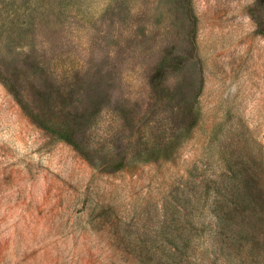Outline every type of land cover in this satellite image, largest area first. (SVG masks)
<instances>
[{"label": "rangeland", "instance_id": "rangeland-1", "mask_svg": "<svg viewBox=\"0 0 264 264\" xmlns=\"http://www.w3.org/2000/svg\"><path fill=\"white\" fill-rule=\"evenodd\" d=\"M0 264H264V0H0Z\"/></svg>", "mask_w": 264, "mask_h": 264}]
</instances>
